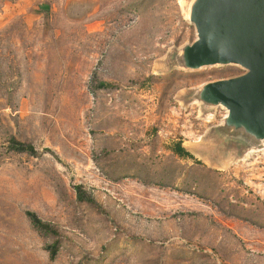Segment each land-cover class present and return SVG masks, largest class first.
I'll list each match as a JSON object with an SVG mask.
<instances>
[{
    "label": "rangeland",
    "instance_id": "obj_1",
    "mask_svg": "<svg viewBox=\"0 0 264 264\" xmlns=\"http://www.w3.org/2000/svg\"><path fill=\"white\" fill-rule=\"evenodd\" d=\"M193 2L0 0V264H264V141L199 100L245 70L179 66Z\"/></svg>",
    "mask_w": 264,
    "mask_h": 264
},
{
    "label": "water",
    "instance_id": "obj_2",
    "mask_svg": "<svg viewBox=\"0 0 264 264\" xmlns=\"http://www.w3.org/2000/svg\"><path fill=\"white\" fill-rule=\"evenodd\" d=\"M189 21L196 40L182 50L179 66L244 69L243 75L203 86L199 100L226 110L221 130L260 145L264 141V0H194Z\"/></svg>",
    "mask_w": 264,
    "mask_h": 264
},
{
    "label": "trees",
    "instance_id": "obj_3",
    "mask_svg": "<svg viewBox=\"0 0 264 264\" xmlns=\"http://www.w3.org/2000/svg\"><path fill=\"white\" fill-rule=\"evenodd\" d=\"M100 88H104L107 87L104 84L99 85ZM8 148L9 150H11L12 152L18 153V154H27L29 156H39L42 155L43 153L48 152L47 149L43 150L42 152H38L33 145L31 144H27V143H23L20 141L15 140L14 138H9L8 140ZM174 154L176 156H178L179 158H183V159H193L192 156L184 150V148L181 147V143L177 142L174 146V150H173ZM76 191H77V196L78 199L80 201L84 200V193L81 189V187H76ZM88 201H92V200H88ZM94 202V201H93ZM26 216L28 217L31 225L34 227V229L38 230L41 233L44 234H51L52 229L51 227L47 224L42 222L34 213L32 212H26ZM52 235V234H51ZM50 251V256L54 257L56 254V248H49Z\"/></svg>",
    "mask_w": 264,
    "mask_h": 264
}]
</instances>
